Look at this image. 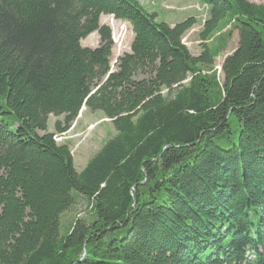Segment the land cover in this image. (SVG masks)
I'll use <instances>...</instances> for the list:
<instances>
[{
    "label": "trees",
    "instance_id": "16d2710c",
    "mask_svg": "<svg viewBox=\"0 0 264 264\" xmlns=\"http://www.w3.org/2000/svg\"><path fill=\"white\" fill-rule=\"evenodd\" d=\"M199 1L193 56L194 17L136 0H0V264L264 261V5ZM103 15L134 35L112 74ZM84 106L116 135L78 172L48 124L64 134ZM80 201L88 218L65 222Z\"/></svg>",
    "mask_w": 264,
    "mask_h": 264
},
{
    "label": "rangeland",
    "instance_id": "374dc122",
    "mask_svg": "<svg viewBox=\"0 0 264 264\" xmlns=\"http://www.w3.org/2000/svg\"><path fill=\"white\" fill-rule=\"evenodd\" d=\"M142 7L151 13L158 15L159 21H164L170 25L183 22L184 20L194 17L197 25L192 28L183 37L184 45L189 49L193 56L201 53L200 34L203 31L204 22L207 18L205 8L201 6L199 0H136ZM251 3L264 5V0H249ZM100 26H106L111 30L113 47L110 59L111 72L117 71L118 61L125 54L131 53V45L133 43L132 27L127 22L115 20L111 16H101ZM238 34L232 32L228 48L224 51L220 58L216 59V70L219 78L224 80L223 63L225 59L232 55L239 46ZM82 47L96 49L100 45V36L96 32L81 42ZM108 79L106 77L105 81ZM64 117H50L48 130L55 134V141L58 145H67L72 152L74 166L78 172H81L90 160L103 148L105 143L116 135L113 123L107 119L102 113L90 112L87 108L82 109L78 118L71 124L68 132L57 134L55 125L57 122L63 123ZM233 127L237 128L236 122ZM237 135V134H236ZM86 202L80 201L75 209L65 215V222H72L76 219H86ZM65 226L62 234L67 232ZM85 257V256H84Z\"/></svg>",
    "mask_w": 264,
    "mask_h": 264
},
{
    "label": "bare ground",
    "instance_id": "6f19581e",
    "mask_svg": "<svg viewBox=\"0 0 264 264\" xmlns=\"http://www.w3.org/2000/svg\"><path fill=\"white\" fill-rule=\"evenodd\" d=\"M134 39V38H133ZM118 66V65H117Z\"/></svg>",
    "mask_w": 264,
    "mask_h": 264
}]
</instances>
